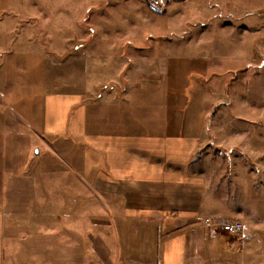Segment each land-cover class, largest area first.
I'll return each mask as SVG.
<instances>
[{
    "label": "crops",
    "instance_id": "crops-1",
    "mask_svg": "<svg viewBox=\"0 0 264 264\" xmlns=\"http://www.w3.org/2000/svg\"><path fill=\"white\" fill-rule=\"evenodd\" d=\"M165 1L164 14L170 15L172 4L185 0ZM204 1L196 6L202 17L204 10L220 7ZM113 8L120 15L118 6ZM230 10L244 15L247 7L234 4ZM134 12L143 17L140 7ZM185 14L167 28H176L182 39H152L150 55L139 49L149 26L141 30V25L103 22L89 26L82 49L52 60L57 67L68 66V79L61 74L58 82H50L57 90H47L40 102L37 155L30 156L24 143L13 173L0 152V264H93L94 254L108 256L110 239L116 245L115 264H264L260 248L235 251L253 216L226 217L214 207L219 202L206 195L205 160L198 152L210 141L209 124L196 115L203 109L192 89L207 91L213 76L202 83L188 79L194 67L205 72L204 63L214 55L208 49L217 42L205 35L189 41ZM205 19L210 20L199 23ZM199 23L192 24L201 35ZM180 43L190 48L181 52ZM200 51L196 61H189L190 53ZM83 60L85 77L91 76L85 84L83 73L72 70ZM55 169L68 171L67 183L44 178ZM50 190L53 199H44L40 191ZM62 191L68 198L58 199ZM91 195L100 203L92 204ZM94 206L102 209L97 217L84 213L80 220V213L72 211ZM240 218V236L207 223ZM94 223L104 226V234L88 230ZM251 254L259 257L250 262Z\"/></svg>",
    "mask_w": 264,
    "mask_h": 264
},
{
    "label": "rangeland",
    "instance_id": "rangeland-1",
    "mask_svg": "<svg viewBox=\"0 0 264 264\" xmlns=\"http://www.w3.org/2000/svg\"><path fill=\"white\" fill-rule=\"evenodd\" d=\"M148 2L150 0H0L1 155L8 160V169L13 173L24 143L30 156L37 155L42 146L35 126L36 115H40V102L47 90L56 89L54 84L49 86L50 82H58L63 75L68 79V66L60 64L57 67L52 60H64L74 54L76 48L82 49L89 26L103 22L141 25V30L149 26L142 33L139 49L150 55L152 39L166 36L173 40L182 39V33L176 28L172 27V31L167 28L179 23L174 17L186 13L189 25L184 36L189 41L203 40L202 35H205L217 42L215 47L208 49L214 55L204 63L205 74L194 67L188 79L189 84L194 79L202 83L213 76L210 78L212 84H205L207 91L202 86L199 91L192 89L198 97L199 108L203 109L196 115L203 116L209 124L206 132L210 141L198 152L200 155L203 152L205 160L206 195L211 194L210 197L219 202V207L216 204L214 207L226 217H233L237 212L253 216L252 222L247 218L243 236L240 231L237 233L241 248L235 250L236 253L241 254L250 247L260 248L264 254V0H205L207 4H220V7L214 6L215 11L211 13L204 10L205 17L198 15L196 7L202 0L177 1L170 7V15L164 14L165 0H160L157 6L150 3L152 8ZM234 4L240 9L247 7L246 13L239 15L230 10ZM116 5L120 15H116L117 10L113 8ZM139 7L143 17L134 12ZM185 7L187 12H183ZM204 18L210 20L199 23ZM192 23H199L204 33H197ZM153 25L157 26L151 29ZM184 44H178L182 47L175 49L187 51L190 46L184 48ZM43 52L47 56H43ZM200 56L201 51L196 56L190 53L189 61H196L195 57ZM81 63L72 70L83 73L82 84H85L91 76L85 77L86 63L84 60ZM209 71L213 73L210 75ZM65 172L50 170L44 178L50 184L54 181L67 183L69 177ZM38 178L42 180V176ZM40 193L44 199H53L52 190ZM67 195L64 191L57 193L58 199H66ZM90 200L92 204L100 203V198L92 195ZM64 211L68 213V209ZM72 211L80 213L79 219L82 220L81 214L92 212L93 217H97L102 209L94 206L73 208ZM60 215L63 216L64 212ZM47 218L51 221V215ZM239 221L243 223L241 218ZM88 230L94 235L105 232L104 226L95 223ZM107 242L110 253L103 257L94 254L90 257L93 264H115V242L111 239ZM218 242L221 243L220 237ZM258 255L251 254L247 259L251 262Z\"/></svg>",
    "mask_w": 264,
    "mask_h": 264
},
{
    "label": "built area",
    "instance_id": "built-area-1",
    "mask_svg": "<svg viewBox=\"0 0 264 264\" xmlns=\"http://www.w3.org/2000/svg\"><path fill=\"white\" fill-rule=\"evenodd\" d=\"M150 2L153 6H157L159 5L160 0H150ZM1 97H2V93L0 92V98ZM207 223L209 226L218 227L219 229L232 235H237V233L240 231L242 227V223L239 220L227 221L220 223L218 225L212 222L211 220H207Z\"/></svg>",
    "mask_w": 264,
    "mask_h": 264
}]
</instances>
